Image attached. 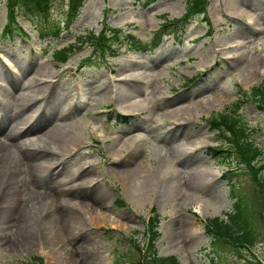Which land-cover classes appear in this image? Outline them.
I'll list each match as a JSON object with an SVG mask.
<instances>
[{"label": "rangeland", "instance_id": "rangeland-1", "mask_svg": "<svg viewBox=\"0 0 264 264\" xmlns=\"http://www.w3.org/2000/svg\"><path fill=\"white\" fill-rule=\"evenodd\" d=\"M69 1L53 0L49 13H31L30 18L20 15L28 36L0 38V82L15 77L21 83L37 67H46L47 72L36 70L41 72L37 78L43 77V89L31 96L45 99L35 100L27 110L38 108L40 117L44 113L39 117L43 127L63 110L60 124L74 126L78 135L75 146L67 143L53 158L44 157L45 165L38 169L32 157L22 159L15 173L11 167L4 174L1 167L0 264H38L42 257L44 264L125 262L138 256L135 244L144 241L154 209L162 216L157 226L160 236L155 240L162 258L175 257L179 264H258L260 258L264 263V223L259 216L264 197L260 198L256 184L264 170L254 172L255 178L245 166L247 175L234 176L248 201L239 218L240 228L242 232L248 226L253 229V247L243 249L241 255L226 248L220 258L210 246L207 229V222L216 218L234 229L228 214L236 210L224 174L236 169L237 163L214 158L210 148L224 145L227 139L211 120L233 111L241 98L239 113L255 146L264 152V106L241 93L264 85V0H208L204 16L196 15L169 31L158 46L136 52L122 45L118 56L102 63L86 62L92 46L85 44L84 36L107 28L151 41L161 25L184 15L189 0H86L67 29ZM10 2L0 0V36ZM232 43L237 44L231 47ZM73 47L77 49L67 62L56 60L55 52L66 49V53ZM150 66L154 68L142 71ZM21 70L28 75L19 77ZM138 70L144 78L132 79ZM195 75L198 78L190 84ZM120 87L137 88V92L128 96ZM59 97L61 103L55 101ZM134 97L140 99L137 112L123 107ZM49 98L52 103L46 106ZM188 103L193 107L190 122L174 120L185 114L170 112ZM122 114L132 118L125 120ZM38 127L30 136L21 137L19 130L16 141L41 147L46 136L38 133ZM0 143L18 153L2 125ZM52 148L46 152L53 153ZM259 161L257 165L264 163V155ZM11 186L15 193L7 199ZM50 187L62 195L49 194ZM103 191L105 199L99 196ZM32 198L45 204L31 209V239L26 246L21 218ZM53 215L57 244L51 246L45 242V233L50 236L47 225ZM68 224L76 227L75 235L67 231Z\"/></svg>", "mask_w": 264, "mask_h": 264}, {"label": "trees", "instance_id": "trees-1", "mask_svg": "<svg viewBox=\"0 0 264 264\" xmlns=\"http://www.w3.org/2000/svg\"><path fill=\"white\" fill-rule=\"evenodd\" d=\"M85 2L86 0L69 1V9L67 10L68 13L65 20L67 26H69L70 22L72 23V21L75 20V17L77 16H75V14L79 13ZM14 4L15 8L20 7L25 15L29 18L31 13H49V11L53 8V0H12V7L8 6L10 10L8 14L9 22L4 30V34H9L12 36L16 31H19L20 33L24 31L22 27L15 25L16 11L13 8ZM187 4L188 5L186 8V12L180 19L174 20V25H182L187 22L189 23L193 16L204 15L206 10L205 0H189V3ZM173 27V25L161 26V29L155 32L152 41L147 43L141 41L139 38H136L132 34H124L120 30L107 28L103 29L102 32H100L98 35H90L88 37L84 36L83 40L88 42V39H91L90 42H95L94 55L96 56V59L100 60L102 58V55L104 57H107V55L117 56L120 53V47L122 45H125L128 50L137 52L156 47L159 45L161 38L168 33V30L172 29ZM176 27L179 28L180 26ZM56 32H59V27ZM65 50L60 49L54 54L56 56H63ZM250 96L254 99V101H256V103H261V105L264 106V87L259 86L253 88V90L250 92ZM240 102H242V99L234 104L233 111H229L232 112V114L227 112L226 114L221 115L219 119H215L212 122L213 127L219 130L220 136L227 139V143H224V145L216 147L215 149L210 148V150L212 151L211 153L213 154L214 158H219L221 162L227 161L229 165H235L237 163V166L239 167L235 170L227 171L224 174V177L227 178L230 183L233 198L236 199V210L234 214L228 215L230 222L234 224V229L227 222L218 218L212 219L211 221L207 222V229L211 235L210 246L212 247L214 252L219 254L220 258H222L220 256V252H222L223 249L232 248L235 252L241 255V253H243V249H246V247L249 246H253V244L251 243V241L253 240L250 237L255 234L253 229L248 226L247 232H240L242 230L240 228L239 218L242 215V212L246 210L248 201H246L245 198L242 197L244 194L246 195V192L241 189L242 185L239 179L234 176L247 175V171H244V169H242L245 166L247 170L250 169V173H252V171L256 173L257 171L261 172L264 170V164L257 165L260 162L259 160H262L264 152L260 151L250 139V133L246 126L247 123L245 122L243 115H241L238 110L241 107ZM255 173L254 177L257 178L258 175H255ZM256 180V184L259 187L258 189H260V198L264 197V177L258 176V179ZM119 201L120 203H124V201L122 200ZM159 223L160 216H158L157 214L149 220L148 228L150 236L146 245L143 247L144 242H137V244H135V249L137 250L138 256L135 258H129L126 261L127 263L179 264V261L175 257L162 258L158 255V249L155 244V240L160 236L157 230V226ZM247 223H245L244 226H247ZM236 230H240V234ZM247 233L249 234V237H247ZM235 242L240 243L241 247L234 246ZM39 263H43V260L41 258L39 259Z\"/></svg>", "mask_w": 264, "mask_h": 264}, {"label": "bare ground", "instance_id": "bare-ground-1", "mask_svg": "<svg viewBox=\"0 0 264 264\" xmlns=\"http://www.w3.org/2000/svg\"><path fill=\"white\" fill-rule=\"evenodd\" d=\"M253 21L252 16H249ZM237 43H232L230 45L233 47ZM228 46L226 45V48ZM153 66H150L148 68L142 67V71L147 69H153ZM38 69H44V71L47 72L46 67H37L33 72V75L26 76V80H22L21 83H17L14 79L15 77H11L10 79H7L5 83L0 82V125L6 128L7 137L13 141L12 146L17 148V154L12 150L10 146L3 145L0 143V171L1 167L4 166V174L5 171L9 172L11 170L17 171L19 170L20 164H23L21 161L22 159H28L29 157H32L30 161L33 163L34 166L42 167L44 166V160L43 158L49 157V159L53 158L51 155H55L57 153L58 149H63L66 147L67 143H71L75 146L74 142L76 139L78 140V135L75 133V127H64L60 124L59 121H63L64 117V111L60 110L59 112L54 114V118L51 120V123H49L48 126L43 127L44 123L40 124L39 120L43 118L44 113H42L40 117V111L37 109L31 108V111L27 110V108L31 105L36 104L37 102L35 100L41 99L44 100L45 96H41L39 98L33 99L31 96L33 95L32 92L42 91L43 89V77L41 79H38L36 74H41V72H38L36 70ZM28 75L26 70H21L19 77L24 75ZM141 71H135L131 75L132 79H141L144 78L140 75ZM50 77V76H49ZM36 87V88H35ZM104 90H106V87H103ZM124 92L127 91V95H134L135 92H137V88L129 89L125 87H120ZM32 90V91H31ZM104 93H107L105 91ZM38 97V96H36ZM35 98V97H34ZM51 98L47 99V101L44 103L46 106L51 105ZM62 102V98H57L55 101ZM49 101V102H48ZM140 99L137 97L132 98V100L126 104L123 105V107L128 108L130 110H134V112H137V110H140L141 104L139 103ZM195 103L197 104L198 101L196 100ZM183 111V114H185L184 117L179 119H174L176 121H179L180 123L183 122H190V110H193V107L190 106V103L183 104L181 106L176 107L174 110H170V113ZM181 114V115H183ZM40 117V119H39ZM39 126V127H38ZM38 127V133L41 134L43 137L46 136L45 144L44 142H41V147L38 145H33L29 142L22 141L21 143H18L16 140L19 139V130H20V136H30L29 133L32 132V129ZM43 127V128H42ZM103 138H107L109 136H104L101 134ZM136 138V137H135ZM20 140V139H19ZM33 142V141H30ZM43 144V145H42ZM53 147V153L46 152V148L48 150L50 147ZM32 147V148H31ZM38 148L44 150V152H40ZM190 148V147H188ZM191 149V148H190ZM47 153V154H46ZM11 170V171H12ZM3 174V175H4ZM13 175V174H12ZM3 177V176H2ZM49 194H55L56 197L62 195L61 192L56 191L54 187L49 188ZM152 191V190H151ZM13 186H11L7 192V199H10L11 196L14 194ZM151 193V192H150ZM152 195V194H151ZM104 199L107 197L106 193L100 192V195ZM44 199V198H43ZM45 202L42 199H29V203L24 207V213L21 218V233H22V240L24 241L25 245L28 246V243H26L27 240L31 239V219L29 217L31 209L34 208L36 205L43 206ZM61 208H66V206L62 205ZM198 211L201 212L200 208H198ZM202 213V212H201ZM67 216V215H65ZM55 215L52 216V221L49 222L47 225V228L50 232V236L46 235V241L47 244H50L51 246H54L53 244H57L54 232L56 229V225L53 223V218ZM70 219V218H69ZM67 231L73 236L75 235L76 227H72L71 224H68L66 226ZM59 248V246H58ZM57 248V250H58ZM56 250V251H57Z\"/></svg>", "mask_w": 264, "mask_h": 264}]
</instances>
